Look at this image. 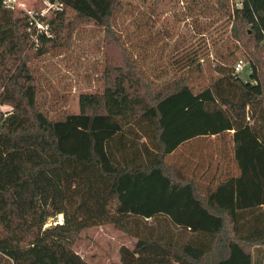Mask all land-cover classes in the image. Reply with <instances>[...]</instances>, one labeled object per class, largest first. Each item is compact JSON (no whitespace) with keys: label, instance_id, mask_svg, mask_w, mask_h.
<instances>
[{"label":"trees","instance_id":"obj_1","mask_svg":"<svg viewBox=\"0 0 264 264\" xmlns=\"http://www.w3.org/2000/svg\"><path fill=\"white\" fill-rule=\"evenodd\" d=\"M49 1L58 9L39 29L0 0V264H69L71 253L87 264L73 243L103 223L192 264H264V0L212 5L232 18L250 80L222 71L194 90L181 73L153 87L117 52L103 88L60 117L39 105L33 60L62 43L69 11L102 26L108 47L121 41L120 1ZM197 58L179 60L201 68Z\"/></svg>","mask_w":264,"mask_h":264},{"label":"rangeland","instance_id":"obj_2","mask_svg":"<svg viewBox=\"0 0 264 264\" xmlns=\"http://www.w3.org/2000/svg\"><path fill=\"white\" fill-rule=\"evenodd\" d=\"M119 1L111 23L121 41L108 47L102 26L92 22L76 24L69 11L72 25L64 32L62 43L33 60L38 102L51 117L77 112L81 92L101 90L108 57L117 52L123 59L133 60L153 87L183 73L194 90H198L222 71L235 72L234 65L239 59L245 63L238 74L245 81L251 79L250 62L230 37L232 18H228L224 9L212 6L217 0ZM224 1L225 8L230 7V1ZM14 5L15 9L38 19L44 28L58 9L49 0H15ZM194 53L201 68L180 62L179 59L186 60ZM0 108L5 110L9 105L0 104ZM183 159L179 162H184ZM54 219L61 222L63 215L51 220ZM136 240L112 223L96 224L83 230L72 251L92 264H122L119 247L124 244L132 247ZM72 255L67 259L69 264H72Z\"/></svg>","mask_w":264,"mask_h":264},{"label":"crops","instance_id":"obj_3","mask_svg":"<svg viewBox=\"0 0 264 264\" xmlns=\"http://www.w3.org/2000/svg\"><path fill=\"white\" fill-rule=\"evenodd\" d=\"M187 250L197 259H201L204 255L202 251L191 247ZM119 257L122 264H192L171 251L144 245L138 239L132 247L125 244L120 246ZM86 262L92 264L89 261Z\"/></svg>","mask_w":264,"mask_h":264},{"label":"built area","instance_id":"obj_4","mask_svg":"<svg viewBox=\"0 0 264 264\" xmlns=\"http://www.w3.org/2000/svg\"><path fill=\"white\" fill-rule=\"evenodd\" d=\"M8 5H11L15 8L14 2L15 0H5ZM230 1V7L232 10L241 7L243 4V0H229ZM37 26H40V29H43L42 23L37 22ZM245 61L243 59H239L236 64L234 65V69L236 73H239V71L243 68Z\"/></svg>","mask_w":264,"mask_h":264}]
</instances>
